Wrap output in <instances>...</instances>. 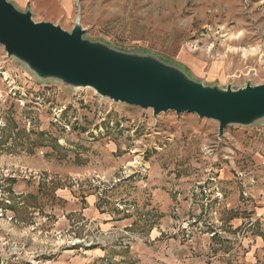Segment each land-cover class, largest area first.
<instances>
[{
    "label": "rangeland",
    "instance_id": "rangeland-1",
    "mask_svg": "<svg viewBox=\"0 0 264 264\" xmlns=\"http://www.w3.org/2000/svg\"><path fill=\"white\" fill-rule=\"evenodd\" d=\"M72 2L41 22L72 32L78 19L85 39L204 86L264 85V0ZM262 124L219 137L195 114L42 80L0 45V264H264ZM156 165L180 186L174 203H132Z\"/></svg>",
    "mask_w": 264,
    "mask_h": 264
},
{
    "label": "water",
    "instance_id": "water-1",
    "mask_svg": "<svg viewBox=\"0 0 264 264\" xmlns=\"http://www.w3.org/2000/svg\"><path fill=\"white\" fill-rule=\"evenodd\" d=\"M78 21L67 32L51 22H36L31 10L0 0V45L42 80L92 88L114 103L151 109L156 118L168 112L195 114L216 121L219 137L228 126L264 122V85L237 90L204 86L152 57L120 53L85 39Z\"/></svg>",
    "mask_w": 264,
    "mask_h": 264
},
{
    "label": "crops",
    "instance_id": "crops-1",
    "mask_svg": "<svg viewBox=\"0 0 264 264\" xmlns=\"http://www.w3.org/2000/svg\"><path fill=\"white\" fill-rule=\"evenodd\" d=\"M13 1L19 8L25 9L29 6H31L34 13H45L47 16H51L50 19H41V21H51L57 20L60 17L69 18L72 16V0H11ZM258 135L260 137H264V124L259 128ZM253 137V136H252ZM255 156L259 157L264 162V151L259 150ZM234 157V156H233ZM253 157V156H252ZM233 172H236L233 170ZM246 173V171L236 172L237 174H243ZM158 174H160L159 178ZM247 174V173H246ZM250 175V173H249ZM153 181L149 182L147 184L139 183L137 187H134L136 191L132 192V203L134 204H157V205H163V206H169L172 203H174V199H176L175 193L178 190L179 187H175V185L168 183L167 179L168 177L163 175L159 166H154L152 176ZM185 189V188H183ZM64 196H70V192L63 191L61 192ZM70 198H73L71 195ZM95 197H91L89 199V202L91 201L93 204L95 202ZM69 210L72 212L76 211L77 208H79L77 202L70 201L69 204ZM113 224V223H111ZM110 225V224H108ZM94 255L99 257V255H105L102 252H96Z\"/></svg>",
    "mask_w": 264,
    "mask_h": 264
}]
</instances>
